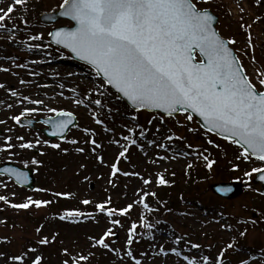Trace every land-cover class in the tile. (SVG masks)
<instances>
[{"label":"rangeland","instance_id":"374dc122","mask_svg":"<svg viewBox=\"0 0 264 264\" xmlns=\"http://www.w3.org/2000/svg\"><path fill=\"white\" fill-rule=\"evenodd\" d=\"M44 1L55 5L62 0ZM211 1L216 2L220 14L225 13L223 18L218 14L216 22L218 32L224 38L236 40V44L232 47L238 52L249 75L252 76L254 67H264V0H261L259 4L257 0ZM12 3L13 0H0V8L6 9ZM258 12L261 14L262 20L254 21L257 19L255 16ZM240 22L242 23L240 24ZM69 24V21L64 19L56 20L51 25L41 23L34 27L33 32L42 34L43 39L30 44L20 43L21 39L26 42H30L32 39H24L21 34L15 33V30H0V36L6 37V39H0V68L8 69V71H0V84L6 86V88L0 89V120L6 121L5 124H0V144L3 143V138L9 135L13 137L12 143L17 145L19 141L15 139L16 136H24L25 140L34 141L38 138L49 141V145H41L39 150H21L17 147L13 150L15 155L11 159H9L8 152H0L2 162L11 161L21 167H33L35 170V189L29 191L32 195L25 194L21 187L15 185L11 179L4 175H0V180L3 181V184H7V187L0 184V195L8 196L9 200L15 203H23L29 196L39 199L41 194L38 193L37 186L38 182L43 180L44 175L41 173V178H39V174H37L39 168L31 164L30 152H34L36 154L34 157H38L40 151L44 153L52 151L54 148L50 145L55 143L68 149L67 152H61L59 157H53L56 160L53 166L56 168L55 172L51 171L59 179L57 186L59 192L73 194L70 198H66L70 203L64 207L65 210H80L84 205L81 203L83 199H89L96 204L108 197L112 198V206L124 207L140 198L137 195L138 188H143L148 193L159 191L160 187L155 183L158 173L174 169L186 171L189 169L187 168L188 164L197 165L198 168L206 165L203 158L197 155L204 153L216 163L211 170L204 171L203 174H207L206 179L200 178L193 182L191 191L196 193L194 198L185 200L173 212L163 215V220L157 223L155 228L151 227L152 232L149 228L143 229L132 245L133 247L131 246L134 254L142 260V264H185L182 256H176L171 252L167 256L157 255L159 246L163 245L166 250L176 247L183 255L198 254L199 257L204 255L216 257L221 250L226 248L227 244L241 237V246L235 247L238 249H233V247L227 250L224 264H240L241 259H248L249 264H264V197L257 191L260 186L253 184L244 176L245 171L262 166L261 162L253 158L249 161L237 160V156L242 151L238 145L202 130L194 118L191 121H186V113H179L173 117L148 111H142L141 116L129 114V109L125 107V104L108 88H105V94L102 97L95 93L92 95L95 99H102L104 105L97 109V106L88 103L86 94L100 85V78L88 66L71 62L70 56H65V51L62 49H53L47 46V36L50 30L58 25ZM249 33L252 38L251 44L248 43ZM35 45H39V47ZM252 56H255V65ZM20 65H25V67ZM21 80L26 83L21 84ZM38 84L44 90L41 97H36L35 94ZM61 85L63 87H60ZM257 86L259 87V85ZM9 88L16 90L21 95L30 96L32 99L44 100V106L18 104L17 98L12 97L7 90ZM73 89L76 91L73 92ZM61 92L63 96L60 95ZM77 95L81 99H85L87 106H77L72 102ZM8 104H12L13 107L9 109ZM24 106L40 108V111L27 118L37 120L53 116L55 113L46 110L53 107L72 112L77 118V123L68 131L63 140H51L43 134L41 129L45 126L42 123L36 122L34 125L36 127L31 128L15 125L14 121L9 118L12 115H18ZM93 113H95V119L102 120L103 124L95 123ZM133 116L136 119H132ZM153 117H163V120L153 119ZM149 120H152L151 124L148 123ZM131 123L142 126L146 130V136L139 137V129L137 130L138 143L129 148L127 158L120 159L119 167L122 171H135L145 178L151 177L153 183L147 186L134 176L120 174L114 178L110 177L109 166L116 162L120 150V147L112 141L119 140L120 145L125 144L126 142L121 137L128 135L125 125L131 127ZM85 127L93 130L94 138L101 145L95 153L91 151L93 146L90 143H85L90 138L83 131ZM157 127L160 129V133L156 132ZM105 128L112 129V131H105ZM8 129L12 130L8 131ZM165 133H175L183 139L171 142L163 141L162 137ZM153 139L169 144V147L160 149L149 146L147 141ZM71 140H76L78 143H69ZM208 140H212L213 143L209 144ZM140 145L144 146L143 152L140 150ZM187 145H192V148L189 149ZM81 147L85 149L83 153L77 151ZM237 148H240V151ZM181 152L183 155H180ZM97 155L103 156V163L96 159ZM158 157L167 158L159 159ZM153 160L156 162L152 163ZM25 161L28 162L27 166H25ZM234 163L239 164L238 170H232ZM110 178L113 180L112 184L108 183ZM231 180H239L243 184V191L235 198H221L210 190V184L213 182ZM12 193H15V196ZM189 196L186 197L189 198ZM171 201L172 198L168 200L169 203ZM9 208L0 211V253L4 254L0 256V264H12V261L9 260L10 256L17 255L29 248L37 249L36 253H29L30 257L34 258L35 255L43 257L41 264H63L64 260H69L71 263V259L62 256L58 252L60 247L56 249V243L50 239L56 229L63 226L58 222V219L65 211L59 209L53 212L49 206L39 209L33 206L27 210H18L10 206ZM143 209L145 208L142 204H136L132 209L137 224L142 223L140 219L142 215L146 218ZM253 220L256 222L252 223ZM85 221L87 224L85 228L87 230L91 228L97 238L103 234L106 228L111 227L91 218L85 219ZM225 223L232 225L231 229L223 228L222 225ZM131 224L132 222L125 223L121 230H113L117 236L112 237L110 242L122 250L121 257L123 259L120 257L119 261H113L110 264H132V261L124 255L127 230ZM38 227L41 228L39 233L36 231ZM83 228L66 229L65 234L68 237L61 246H69L71 252L75 254V249L90 241L89 234L87 237L82 231ZM245 229H247L246 235L240 236L239 233ZM45 236L49 238L50 243L40 245L39 240ZM177 237L182 238L179 245L175 244ZM190 243L199 244L201 247L199 249L191 248ZM141 253H147V255L141 256Z\"/></svg>","mask_w":264,"mask_h":264},{"label":"snow or ice","instance_id":"6c2138e0","mask_svg":"<svg viewBox=\"0 0 264 264\" xmlns=\"http://www.w3.org/2000/svg\"><path fill=\"white\" fill-rule=\"evenodd\" d=\"M260 2L261 0H257L258 4ZM26 3L27 0H13V3L6 9L0 8V30H9L8 21H12L13 29L18 27L11 14L16 10L17 5H26ZM208 3L209 0H62L59 5L61 15L74 22V27L59 28L49 35L55 44L70 49L81 60L92 65L97 75L103 77L100 85L86 94L88 103L102 106V99H92V95L95 93L102 97L105 94L106 85H110L122 93L136 111L163 110L169 117L183 111L186 113V121L193 119V113L198 114L208 133L215 132L242 149L237 160L249 161L255 158L261 162L262 166L245 171L244 176L251 180L253 174H258V179L264 181V90H261L264 89V67H254L253 75H249L238 52L232 47L236 44V40L222 37L213 26L215 16L207 7L201 6ZM23 23L26 24L27 21L24 20ZM29 39L42 40L43 36L42 34L30 36ZM251 39L249 33V44H251ZM35 46L39 47V45ZM252 61L255 65V56H252ZM20 66L25 67V65ZM0 71H8V69L0 68ZM20 83L25 84L26 81L21 80ZM3 88L6 86L0 84V89ZM7 90L12 97L17 98V103L20 105L27 103L44 106L42 99H32L30 96L21 95L14 89ZM60 95L63 96V93L61 92ZM72 102L77 106H87L85 99H81L78 95L73 98ZM7 107L11 109L13 105L8 104ZM46 110L55 113V118L49 117L45 121L51 125L54 136H62L76 119L72 112L64 109L49 107ZM38 111H40L38 107L24 106L18 115H12L9 118L14 121L15 125L23 126L22 121ZM93 118L95 119V113H93ZM132 119L136 117L133 116ZM153 119L163 120V117H153ZM5 123L6 121L0 120V124ZM27 123L31 124V121L28 120ZM95 123L103 124V121L95 119ZM148 123L151 124L152 120ZM125 127L128 135H122L121 138L126 143L120 145L119 140L112 141L120 147V150L116 162L109 166L110 177L114 178L120 174L134 176L140 179L143 185H150L153 183L151 177L145 178L135 171H122L119 167L120 159L127 158L129 148L138 143L137 130L139 129V137L146 136V130L139 124L131 127L125 125ZM11 130L8 129V131ZM83 131L90 137L85 143H90L93 146L91 151L95 153L101 145L94 138L93 130L85 127ZM105 131H112V129L105 128ZM156 132L160 133L158 127ZM15 139L19 141L18 145L12 143L13 137L10 135L5 136L3 143L0 144V152H8L9 159L15 155L13 150L17 147L21 150H39V146L49 145L48 140L38 138L33 141L25 140L24 136H16ZM178 139H183V137L175 133H165L162 137L163 141L168 142ZM69 143L77 144L78 141L71 140ZM147 143L149 146L160 149L169 147V144L156 139L149 140ZM208 143L212 144L213 141L208 140ZM50 147L60 149L61 145L55 143ZM187 147L191 149L192 145H187ZM140 150L143 152V145H140ZM63 151L67 152L68 149H63ZM77 151L83 153L85 149L81 147ZM40 155H45V153L40 151ZM180 155L183 153L181 152ZM197 155L203 158L209 170L216 163L204 153ZM158 158L166 159L167 157ZM96 159L101 163L104 162L103 156L97 155ZM27 163L25 161V166ZM42 163L35 157L31 159L32 165L39 166ZM191 167V164L187 165V168ZM238 169L239 164L234 163L232 170ZM0 173L14 177L18 184L28 182L27 173L19 168L5 167L0 169ZM111 178L108 180L109 184L113 183ZM155 183L167 186L170 181L162 173H158ZM0 184H3L2 180ZM3 186L6 188L7 184ZM231 190L230 186L219 189L224 193ZM38 191L46 190L38 189ZM257 191L264 195V192H260L259 189ZM12 195L15 196V193ZM52 195L70 198L73 194L53 192ZM137 195L140 197L138 200L120 208L112 206V198L108 197L95 204L96 213L105 215L112 226H122L121 220L113 217L130 215L136 204H142L149 212L153 211L146 202V198L149 195L155 197L156 193H148L143 188H138ZM0 201L18 210H27L33 206L39 209L53 203L51 199H33L31 196L27 197L23 203H13L6 195H0ZM81 203L90 205L93 202L83 199ZM78 217L95 218L92 213L72 209L65 210L59 219L76 221ZM140 219L144 227L149 229L152 227L150 223H144L145 216L142 215ZM137 227L136 222L131 224L125 240L124 255L132 261V264H142V260L137 258L131 247L136 242ZM222 227L231 229L232 225L225 223ZM36 231L39 233L41 228L38 227ZM246 233L247 229L239 235L243 237ZM115 236L117 233L113 231V227H108L99 238L89 237V240L92 242V247H102L116 253L119 257L120 250L112 247L110 242ZM52 239L54 240L55 236ZM181 239L177 237L175 244L179 245ZM49 243L47 236L39 240L40 245ZM189 246L195 249L201 247L199 244L191 243ZM233 247L234 244L229 243L216 257L209 255L199 257L198 254L183 255L176 247L166 250L163 245H160L157 255L167 256L171 252L176 256H182L185 264H224L227 250ZM36 251V248H29L10 256L9 260L12 264H28V261L30 264H41L42 256L35 255L34 258L29 256V253H36ZM64 253L70 255L67 248L64 249ZM3 255L0 253V256ZM140 255L146 256L147 253ZM88 259L89 257L85 255L72 257L71 264H81L82 261L86 262ZM63 264H69V260H64ZM240 264H249V260L241 259Z\"/></svg>","mask_w":264,"mask_h":264},{"label":"trees","instance_id":"16d2710c","mask_svg":"<svg viewBox=\"0 0 264 264\" xmlns=\"http://www.w3.org/2000/svg\"><path fill=\"white\" fill-rule=\"evenodd\" d=\"M208 4L212 8L219 10V7L217 6L216 2L209 1ZM208 4L206 5L204 4V6H207ZM51 6L53 5L46 3L44 0H28L26 5L16 6V10L11 15L13 20H15L16 25H18L17 29L23 31L22 37L24 39L33 36L31 29L39 25V21H38L39 13L42 10L55 9V7H51ZM221 15L222 17H224L225 16L224 12ZM24 20L27 21L26 24L23 23ZM8 28H12V21H8ZM58 155H59L58 151H54L53 157L57 158L59 157ZM51 163L54 165L56 163V160L51 158ZM44 170L45 173L47 174L46 176L47 179H49V183L50 182L54 183L53 187L51 188L56 189L55 186L57 184V181L54 182L56 180L55 175L48 174L47 169ZM202 173L203 171L201 169L195 167H191L187 171L174 170V171L162 173L165 176V178L170 181V183L167 186L160 185V190L156 193V196L151 198L152 203L155 204L154 209L157 212L155 215H153L150 218L149 223L157 221V219L160 218L162 212L170 211V206H168L166 203L167 198L172 197L173 200L171 202H173V207H176L177 205L181 204V201L186 199L187 194L192 195L190 185L192 182L195 181L196 178H200L202 176ZM42 195L45 196L46 193H43ZM67 204H68L67 200L64 199L57 200L58 207H66ZM86 206H88V210L90 212H94L92 205H86ZM123 218L131 219V215H128ZM86 233L92 235L90 231H86ZM66 235L67 234L63 233L62 230H59V232L57 233V236H66ZM79 253H81V255H85L89 257V259L86 262L82 261L81 264H108L110 259L118 257L116 253L106 250L102 247L99 248L92 247V242H90V245L86 250H83L81 248Z\"/></svg>","mask_w":264,"mask_h":264},{"label":"water","instance_id":"95a60500","mask_svg":"<svg viewBox=\"0 0 264 264\" xmlns=\"http://www.w3.org/2000/svg\"><path fill=\"white\" fill-rule=\"evenodd\" d=\"M210 11V10H209ZM211 12V11H210ZM212 14V13H211ZM212 15H214V14H212ZM215 16V20H214V22H216V20H217V16L216 15H214ZM60 18H66V17H64V16H62L61 15V9H58V11H54V12H44V13H42L41 15H40V20L42 21V22H44V23H46V24H50V23H54L55 21H56V19H60ZM70 20L69 18H66V20ZM215 24V23H214ZM214 24H213V26H214ZM71 27H74V22H72V26H58L57 28H54L53 30H51V32H53V31H55V30H57V29H59V28H71ZM49 40L53 43V44H55L54 43V41H53V38L51 37V36H49ZM55 45H57V44H55ZM61 47V48H64V49H66L63 45H57V47ZM66 50H68L69 52H70V54H71V56L73 57V59H75V60H77V61H80V62H84V63H86V64H88L90 67H92V65H90L88 62H86V61H84V60H81L79 57H77L74 53H72L71 52V50L70 49H66ZM93 68V67H92ZM95 69V68H94ZM101 78H103L102 76H100ZM113 91H115L121 98H122V100H124V101H126V103L128 104V105H130V107L131 108H133V106L131 105V103L127 100V98L126 97H124L123 96V94L122 93H120L117 89H115V88H113L112 86H110V85H108ZM111 90V91H112ZM134 110V109H133ZM147 110H149V111H160V112H162V113H164L163 112V110H153V109H147ZM179 112H183V111H179ZM179 112H177V113H179ZM165 115H167V113H164ZM175 115H176V113H174ZM173 114V115H174ZM193 116H194V118H196L199 122H200V124H201V126H202V128H205L204 127V122H203V120H202V118L201 117H199V115L198 114H195V113H193L192 114ZM49 117H47V118H44V119H40V121L41 122H43L44 124H46V125H48V129H44L43 130V132L46 134V135H48L50 138H55V137H58V138H60V139H62V138H64V134H66L67 133V131L69 130V128L71 127V126H73L74 125V123H76V119L73 121V123L71 124V125H69V127H68V129L62 134V136L61 135H58V136H54V135H52V131H53V129H52V127H51V125H49V124H47V123H45V121L48 119ZM52 118H55V116L54 117H52ZM27 121L28 120H23L22 121V123L23 124H25V125H29V126H32L33 125V121L32 120H30L31 121V124H28L27 123ZM206 129V128H205ZM215 133V132H214ZM217 134V133H216ZM218 135V134H217ZM220 136V135H219ZM222 137V136H221ZM5 167H11V168H19L21 171H24V172H26L27 173V175H28V182L27 183H24V184H19V185H22V187L23 186H25V187H27V188H29V189H33V187H34V185H33V182H34V178H33V169H27V168H20V167H18V166H16V165H14V164H12V163H10V162H5V163H3L1 166H0V169H3V168H5ZM255 178L253 179V181L255 182V183H261V186H262V188L260 189V191L261 192H264V181H260L259 179H258V174H256V176H254ZM12 179H14V181H15V178L14 177H12ZM18 184V183H17ZM231 187V191L230 192H227V193H224V192H220L219 191V189L221 188V187ZM211 190H213L215 193H217L218 195H220V196H223V197H227V198H233V197H235L236 195H238L240 192H241V190H242V188H241V183H239V182H236V181H234V182H230V183H215V184H212L211 185Z\"/></svg>","mask_w":264,"mask_h":264},{"label":"bare ground","instance_id":"6f19581e","mask_svg":"<svg viewBox=\"0 0 264 264\" xmlns=\"http://www.w3.org/2000/svg\"><path fill=\"white\" fill-rule=\"evenodd\" d=\"M38 89L35 91V94H36V97H41V96H43V92H44V90L42 89V86L40 85V84H38Z\"/></svg>","mask_w":264,"mask_h":264}]
</instances>
